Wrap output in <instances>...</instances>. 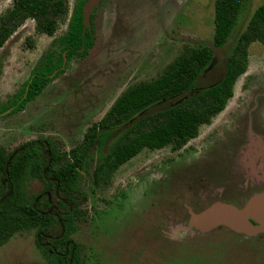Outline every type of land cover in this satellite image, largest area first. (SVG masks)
Segmentation results:
<instances>
[{"label":"rangeland","instance_id":"obj_1","mask_svg":"<svg viewBox=\"0 0 264 264\" xmlns=\"http://www.w3.org/2000/svg\"><path fill=\"white\" fill-rule=\"evenodd\" d=\"M216 1L104 0L102 5L99 3L94 18L95 45L88 56L69 62L67 71L29 103L24 112L0 119V145L12 152L26 142L49 137L61 153L70 155L71 150L83 143L87 131L106 116L115 100L130 86L157 79L186 48L213 46ZM75 2L66 0L69 13L60 20L54 36L38 33L35 21L29 19L0 48V103L6 102L29 78L53 40L65 34ZM263 3L264 0H248L226 50L214 48L219 62L205 70L199 79V87L214 84L222 77L228 50L245 30L255 9ZM12 4L13 0H0V16ZM248 55L247 72L237 80L234 97L228 102L226 111L212 120L213 125H203L199 138L191 140V146L201 145L207 132L220 124L228 110L237 104H246V99L253 95L258 110L263 109L264 44L252 43ZM184 98L165 105L178 104ZM252 102L250 104L254 105ZM157 109L143 116L153 114ZM126 129L125 125L112 135L102 154L108 152ZM182 154V151L172 150L171 146L159 150L145 148L120 166L106 184L95 186L85 178L82 190L87 199H82V194L78 199V215L84 222L75 238L84 249L92 244L93 251L97 255L101 253L94 264H148V261L150 264H264V238L250 239L223 227L222 232L214 230L212 234L226 232L239 241L242 247L233 252L234 255L225 253L237 246L221 240L214 242L210 251L183 252L179 249L172 252L178 255L162 258L161 248L171 250L177 246L154 232L152 217L157 213L151 204L159 203L162 208L163 202H167L170 206L183 195L177 185L182 180L176 174L168 179V161L175 160L173 165L177 166L184 160ZM201 165L199 169V165L189 163L183 168L198 170L196 175L204 169L216 173L219 168L218 164ZM3 182L0 178V189ZM145 183V186H158L156 192H148L145 198L142 192L138 196L139 202L133 193L139 192ZM41 189L38 182L31 186L32 193ZM187 194L190 197V193ZM180 225L184 227L185 223ZM16 240L12 239L0 248V264H20L30 256L25 243Z\"/></svg>","mask_w":264,"mask_h":264},{"label":"trees","instance_id":"obj_2","mask_svg":"<svg viewBox=\"0 0 264 264\" xmlns=\"http://www.w3.org/2000/svg\"><path fill=\"white\" fill-rule=\"evenodd\" d=\"M87 1L76 0L65 34L53 40L29 78L6 102L0 103V119L24 111L65 72L60 70L64 54L67 62L87 56L94 45L89 30L83 35ZM247 3L248 0H217L213 48H186L157 79L130 86L70 155L61 153L51 138L24 143L12 152L0 145V178L4 181L0 189V246L21 231H76L78 199L81 194L82 199H87L82 190L85 177L95 186L104 185L143 149L159 150L170 144L175 149L182 148L198 135L201 125L220 114L234 96L237 80L247 72L250 45L264 44V3L255 9L245 30L228 50L222 77L209 86L199 87L198 82L214 60V48L226 49ZM68 13L66 0H13L11 8L0 16V48L29 19L35 21L38 33L54 36L60 20ZM177 98L184 99L165 105ZM155 108V113L143 116ZM125 125L127 129L120 139L102 154L108 140ZM35 182L42 189L32 193ZM45 192L50 193L58 209L53 208L49 198H42Z\"/></svg>","mask_w":264,"mask_h":264},{"label":"flooded vegetation","instance_id":"obj_3","mask_svg":"<svg viewBox=\"0 0 264 264\" xmlns=\"http://www.w3.org/2000/svg\"><path fill=\"white\" fill-rule=\"evenodd\" d=\"M103 1L104 0H101V5ZM96 10L97 8L95 7L91 14V29H87L94 38V45V18ZM210 47L213 48V46ZM83 51L80 50V52ZM73 59L74 58H72L71 61ZM69 62L66 60L64 68L61 69L62 65L60 70L66 69V72L70 64ZM235 85H237V82ZM253 97L254 95L246 99V104H237L232 107V110H228L223 120L219 122L220 124L207 132L206 136L203 138L205 141L201 145L193 144V146H191L190 143L191 140H197L199 138L201 132L200 128L203 125H213L212 121L209 124L201 125L198 135L190 139L182 148L175 149L172 144L168 145L171 146V149L175 152L182 151L183 153L181 156L182 160L184 158L182 161L183 165L181 163L174 166L173 163L175 160L171 159L168 161V164H170L168 179L176 174V177L182 180L177 183V185H179L178 189L182 190L183 195H179L177 203L170 206H168L167 202H163L162 208H160L159 203L151 204L152 208H156L155 213H157L152 217V224L155 228L154 232L161 236L166 242L177 246L171 250L161 248L162 258L167 257V259H169L171 256L178 255L179 253L173 254L172 252L179 249H183V252L210 251V249L213 248L212 244L221 240H224L223 242H231V246H237L232 248L231 252L228 251L225 253L231 256L234 255L233 252L242 247L239 241L233 240L226 232L212 234L214 230L222 232L220 231L222 227L233 233L249 237L250 239L256 237L264 238V232L250 235L237 232L225 225H219L206 231L196 226H191L193 215H199L217 203L228 204L241 209L252 197L264 192V107L259 111L257 100ZM256 97L257 94L255 95V98ZM251 101H253L252 103H254V105L250 104ZM253 106H255V108ZM226 109L227 106L221 113L226 111ZM8 112L9 111L6 113ZM189 163L196 166L199 165V169L200 164L206 166L218 164L219 168L218 171H215L217 174L208 169H204V171L200 170V175H196L195 173H197L198 170L190 171V169L183 168L184 165L187 166ZM179 165L181 167H179ZM145 185H147V183L141 185V190L139 192L133 193L139 202L141 198H138V196L145 194L143 196L145 198L148 192H156V187L158 186L152 184H150V186ZM187 192L190 193V197ZM47 193L49 192H45L42 198L44 199V197H46L49 198V200L52 199L50 193V196ZM122 196H124V194ZM51 203L53 204V208L58 209L54 201ZM82 222H84V220L79 215L76 231L70 234H66L57 229L51 230L50 232H37L35 230L17 232L2 244L0 248L12 239H17L16 241L20 243H25L26 250L29 251L30 256L20 264H94L95 261H99L101 253L98 252L97 255V252L92 249V244L87 250L84 249L75 238L79 233L80 224ZM250 222L253 225L257 224L253 219H251ZM180 223H185V226H179ZM176 225L178 228H173ZM171 229L173 232H171ZM107 231L108 227L105 229V232ZM153 239H157V237H153ZM30 245H32V247ZM184 259L187 262L189 261L186 257ZM148 262V264H150V261Z\"/></svg>","mask_w":264,"mask_h":264},{"label":"water","instance_id":"obj_4","mask_svg":"<svg viewBox=\"0 0 264 264\" xmlns=\"http://www.w3.org/2000/svg\"><path fill=\"white\" fill-rule=\"evenodd\" d=\"M100 2L101 0H88L83 8L84 36L86 30L91 29L92 11ZM66 60L67 58L64 54V63L61 69L64 68ZM218 62L219 58L215 56L209 69ZM251 219L257 224L253 225L250 222ZM219 225H225L237 232L250 235L264 232V192L252 197L241 209L232 205L217 203L203 213L193 215L191 219V226H196L203 231L210 230Z\"/></svg>","mask_w":264,"mask_h":264}]
</instances>
